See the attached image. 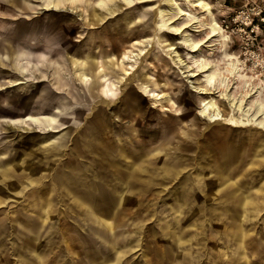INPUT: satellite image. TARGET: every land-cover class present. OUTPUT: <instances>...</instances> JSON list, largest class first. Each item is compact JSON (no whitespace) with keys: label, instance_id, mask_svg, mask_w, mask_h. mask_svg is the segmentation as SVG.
Returning <instances> with one entry per match:
<instances>
[{"label":"rangeland","instance_id":"1","mask_svg":"<svg viewBox=\"0 0 264 264\" xmlns=\"http://www.w3.org/2000/svg\"><path fill=\"white\" fill-rule=\"evenodd\" d=\"M95 1L60 0L56 8L47 9L45 0H0V68L8 72V85L10 80H22L14 87L0 90V115L7 118L21 116L26 110L53 115L55 119L49 128L52 129L53 125L55 130L52 140H62L63 144L53 154L49 152L52 154L49 171L37 173L44 182H50L49 178L60 162L75 155L76 151L88 152L84 148L91 140L97 141L95 145H98V140L93 138L96 133L106 138L103 132L110 128L116 145L113 150L110 145H103L100 150L103 153L109 151V155L114 151L117 155L118 162L112 168L109 162L104 170L107 174L103 175L112 180V189L118 194L114 200L119 203L127 201L125 194L133 179L142 186L148 185L149 177L145 175L150 172L160 180L165 179L156 170L147 167L153 158L165 159L155 160V164H164L162 166H166V172L162 173L170 176L168 180L153 184L148 191L132 192L130 196L133 203L130 207L123 209L120 205L116 209L118 219H111L113 237L116 238L115 248L120 250L118 255L123 251L117 264H165L162 258L167 250L172 249L162 237L173 230L170 225H165L175 214L170 204L164 203L162 199L170 197L177 180H182L185 185L181 194H172L171 200L182 205L189 199L191 203H198L200 216L202 213H214L216 225L207 224V231H213L219 240L209 239L203 246L205 229L199 218V250L206 249L211 253L215 247L212 253H217L219 248H223L226 254L232 253L231 246L235 245L228 244L226 247L221 239L225 236L219 233L224 228L226 231L230 229L233 236L237 235L235 244L239 248L246 232L244 247L248 256L243 253L242 260L236 264H264V129L234 119L245 114L236 111L237 107L233 110L224 94L231 93L239 97L243 88L252 86V89H264V0H205L228 38L219 43L213 41L217 38L215 35L207 38L209 30L205 21L209 13L198 6L191 8L198 19L192 25H186L181 33H188L199 41L206 39L196 54H201L209 68L216 70V83L222 77L225 78L224 84L219 87L223 95L218 96V92L212 94L216 96L223 115L229 117L219 123H209L199 113L202 99L211 94L199 93L192 87L206 84L203 73L186 75L195 69L192 51L182 41L181 34H174L161 25V0H144L131 6L122 0H111L109 3L116 5L112 15L95 6ZM176 1L182 7L188 6L187 0ZM169 15H173V11H169ZM101 16L103 19L99 18ZM41 21L52 22V26L39 25V28L33 23ZM174 22L181 24L183 21L179 18ZM134 40H140L141 43L133 44ZM164 40L176 46L181 60L164 50ZM140 48L145 50V55L121 62V55L126 49L136 53ZM224 51L245 61L244 72L251 75L250 85L245 80H238L237 74L242 72L240 66L236 69V76H226L228 64L223 57ZM86 57H91L90 60L87 58L89 65L80 64V60L84 61ZM19 62L27 64L35 73L38 69L46 71L47 68L52 72L55 70V73H50L49 81H40L34 75L31 76L33 70L23 74ZM30 63L35 66H30ZM88 66H94V72L99 67L103 68L105 78L96 79ZM251 66L253 71L248 69ZM125 69L132 70L131 75L125 76ZM79 72L87 73L91 79L80 81ZM4 74L0 73V83L5 80ZM152 91L157 95H151ZM159 93L161 97H157ZM255 93L246 98V106ZM13 129L9 136L4 131L0 132L1 143L10 145L13 141L38 133L25 128ZM78 134L80 141L76 149L74 139L78 138ZM127 137L134 145L127 142ZM110 138L103 139V142ZM39 146L40 149L47 147L43 144ZM143 147L160 149L161 154L138 161L129 171L127 156L137 155L139 148L143 150ZM8 153H14V150L9 149ZM93 161L99 162L95 158ZM127 176L130 179L128 184L121 181L128 179L125 178ZM26 191L28 189L24 193ZM51 196L57 211L60 205L58 193H52ZM211 202H214V207ZM218 202L225 203L219 205ZM13 210L14 207L6 208L7 213ZM224 210H228L231 216L229 223V219L218 217L220 212L223 215ZM237 216L241 218L236 222ZM3 224L7 225L6 231L10 237L13 236V221ZM57 224L62 229L63 223L56 219V236L59 234ZM72 224V219L65 222V230ZM78 225L82 226L78 227L81 234L90 239H81L79 242L94 252L93 258L88 259L69 233L66 237L70 258L68 254L64 256V240L55 239L54 262L49 260L47 263L91 264L101 256L99 264L114 263L118 255L112 257L107 254L109 240L99 239L96 233L91 232L90 226L97 224L83 221ZM181 227L187 232L186 236L193 231V227L189 228L184 223ZM1 240L0 264H17L13 237ZM43 242L45 250L42 251L46 252V241ZM129 243L132 247L127 250ZM233 254L229 258L230 262H234L236 255Z\"/></svg>","mask_w":264,"mask_h":264},{"label":"crops","instance_id":"2","mask_svg":"<svg viewBox=\"0 0 264 264\" xmlns=\"http://www.w3.org/2000/svg\"><path fill=\"white\" fill-rule=\"evenodd\" d=\"M1 69L2 68H0V73H5V80L0 83V90H5L9 87L18 85H8L6 76L7 72L3 71L4 69H2L1 72ZM16 80L18 79H14L13 81ZM25 113L33 112L26 110L21 114V116H23ZM21 116H11V118H18ZM9 118L10 117L7 118V116L5 115H0V120L2 121L0 122V132H6V136L12 135L11 132L14 131L13 128L15 127L22 129L25 128V130H35V132L38 133H35L34 135L32 134L31 136L25 138H21L18 141H13V143L10 145L8 143H1L0 141V221H2L0 222V225L2 224L0 226V246L2 245L3 241L1 239H9L13 237V247L16 254L17 264H49L47 263L49 260H51L50 262H54L55 239L64 240L63 253L65 257L68 254L67 256L68 258H70L69 254L71 251L66 237V235L70 233V235L75 238V241L79 245V248L82 249L83 253L88 256V259L93 258L94 252L90 251L88 248L83 246L82 243L79 242V240L81 239L90 240L88 237L82 235L78 230V227H82L78 224L84 221L96 223V226H90L91 232L93 231V233H96L99 239L101 238L103 240H109V251L107 253L109 256L115 257V255H118L120 250L115 248L114 240H116V238L113 237L114 232L111 219H118L115 211L120 205L123 209L130 207V205L133 203V199L130 196L132 192L148 191V189L151 188L153 184L160 183L163 180H168L170 176H168L166 173H162V171L166 172V166H162L164 164H162L161 162H159V164H155V160H163L164 158H153V162H148L147 167H151L152 171L156 170V172L159 173V175L161 174V176H163L165 179L160 180V178H156V176L152 172H150V174H152L153 176H151L150 174L145 175V177L149 176V179L151 180L149 181L148 179V185L146 186L137 184L136 182H134L135 179H133L126 192L127 201L119 203L117 200H114L115 198H118L116 197V195L118 194L116 193V190L112 189L113 184L111 178L106 179L103 177L104 174H107L104 172V170L108 163L110 162L112 168L115 165V162H118L116 161L117 159L114 151L109 155V152L103 153L100 150L103 145H110L112 150L116 145L115 139L113 140L112 137L113 133H111L113 131H110V128H108L109 130L106 129L107 131L103 132V134L107 135L106 138L111 137L110 139L103 142V139H106L103 137L104 135H99L98 133H96L93 138L98 140V145H95L97 141L95 143V141L91 140L89 144L85 146L86 148H84L85 150H89L88 152L76 151L75 155L68 156L65 161L58 164L54 171V174L49 178L50 182L46 183L44 182L43 178L41 179V176H39L37 172L45 170L49 171L48 166L52 162L51 155L55 151H57L59 147L63 146L62 140L57 142H54L52 140L53 132L55 130L53 125L52 129H49L50 127L46 128L47 122H43V126H38L34 123H13L8 120ZM79 136L80 135L78 134V138L74 139L75 142L80 141ZM41 138L43 139L41 140ZM127 138V142L130 141L134 145V142L130 140L129 137ZM27 139L28 141H26ZM40 144L47 145V147L45 149H40ZM75 148L78 149L76 143ZM9 149L14 150V153H7L9 152ZM139 150L140 152L137 155H135V153L133 152L134 154L132 155V157L127 156V167L129 168V171L131 168L133 169V167H135V163H137L138 161L148 158V156L161 154L160 149H147L146 147H143V150L140 148ZM49 152H52V154H50ZM84 155H86V157H84ZM48 157L50 158V160ZM93 158L99 160V162L93 161L92 163L91 160ZM37 169L39 170L37 171ZM48 174H50V172H48ZM116 174L118 175V173ZM191 175L193 174H190V176ZM125 178L128 179L121 178V181L125 183L127 182L126 184H128L130 182V179L128 176ZM181 178H183V176H181ZM184 185L185 183H183L182 180H177L176 184L170 191V197L166 200L162 199L164 203L170 204L171 208L173 209V213L175 214L170 221L166 222L165 225H170L173 230L168 235H166V237H162L163 239H166L168 241V247L172 249L170 251L167 250L162 258L163 261H165V264H236V262H240L243 258V253H246L247 255V251L244 247V236L246 235V232H244L242 245L239 248H237L235 244L237 235L233 236L230 232V229L226 231L224 228L222 232H218L219 234H224L225 238L221 239L222 242L225 243L226 247L228 244L229 246L232 244L235 245L234 247L231 246L232 253L226 254L223 248H219L216 251L217 253H212L216 250L215 247H213L214 250L211 251V253H208L206 249L205 251H201L198 249L199 218L200 221H202L205 229L202 235L203 246H205L206 241L209 239L219 240V236H215L216 234H213V231H207V224L216 225V222L214 221L213 212L212 214L210 213V215L202 213V216H200V205L198 203H191L189 200H187L186 204L182 205L171 200L173 193H182ZM26 189H28V191L24 193ZM56 192L58 193V203L60 204L57 208V211L54 203H52L53 199H51L52 193ZM82 194H84V196ZM14 202L17 203L14 204ZM211 203H213L212 207H214V202ZM224 203L225 202H218L219 205ZM203 204H208V202H204ZM7 207H14L12 213L6 212ZM223 209L225 208L223 207ZM222 213L223 215H221L220 212V215L218 217L221 219V217L223 216L229 219V223L231 220V216L228 214V210H224L222 211ZM180 214H182L181 217ZM240 218V216H237L235 221L237 222V220H240ZM56 219L58 220V222L63 223L62 229H60L59 225L57 224L59 231V234L57 236L55 231ZM70 219H72L73 224L70 227H67L66 230L68 229V231H66L64 228V223L68 221L70 222ZM5 221L6 223L13 221L14 234L11 237L10 233L6 231L7 225L3 224L5 223ZM183 223L186 224L189 228L193 227V231L189 236H186L187 232L181 227ZM101 233H103V236L101 235ZM210 234H212V237L210 236ZM42 241H46V252L42 251L45 250V248L42 247V244H44V242L42 243ZM119 247L121 248V246ZM131 247L132 244L129 243L127 250L131 249ZM233 253H235L236 256L234 258V262H230L229 258L234 255ZM122 255L123 251H121V253L115 258V262L112 264H117V261L121 258ZM101 258L102 256L99 259H96L95 257L97 262H93L91 264H99L98 262Z\"/></svg>","mask_w":264,"mask_h":264},{"label":"bare ground","instance_id":"3","mask_svg":"<svg viewBox=\"0 0 264 264\" xmlns=\"http://www.w3.org/2000/svg\"><path fill=\"white\" fill-rule=\"evenodd\" d=\"M46 1V8L47 9H52L56 8L58 2H60V0H45ZM71 1V0H70ZM123 3H125L127 6H131L134 5L137 2L140 1H144V0H122ZM111 2V0H96L95 1V6H98L99 8L105 9L107 10V13L109 14H113V8L116 7L115 4H111L109 3ZM162 2V6L159 9V12L162 13V26L163 28H166L168 31L174 33V34H181L183 32L184 27H186V25L188 24H193L196 22V20L198 19V16H196L194 13H192L191 8L192 7H200L201 10L206 11L209 13V17H207L206 21H205V25L208 28V36L207 38H211L212 36H216L217 38L213 39V41H217L218 43L220 42V40H225V38L227 37L225 35V32L223 30V28L220 26V24L217 22V20L212 16L211 10H210V6L209 4L205 1V0H187V5L186 7H182L176 0H161ZM119 3V1H118ZM76 4V3H75ZM93 4V2H92ZM115 5V6H114ZM75 7V6H73ZM188 7V8H187ZM95 8V7H94ZM169 11H173V15H169ZM94 12V11H93ZM95 13V12H94ZM108 14V15H109ZM100 19H103V16L99 17ZM182 19V23L178 24L176 21L177 19ZM197 30V29H196ZM207 34V33H206ZM182 36V41L184 42L185 45H187V47H189L190 51H192V61L194 64V68L195 69H191L192 71L188 74H186L187 76H191V75H195L198 73H203V81L206 83L204 86H197V85H193L192 87L197 90L199 93H206V94H211L208 97H205L202 99L201 105H200V109H199V113L200 115L204 116V118H206V120L209 123H219V121H221L222 119L226 118L228 119V116H224L223 113L220 110V107L217 103V99L215 95H212L214 92H218V96H222L223 95V90H219L220 85L224 84L225 78H221L219 80V83H216V70L215 69H210L209 66L207 65V63H205L203 61V58L200 56L201 54H196L197 51H199L200 46L202 45V43L206 40H195L193 38H191L189 36L188 33L186 34H181ZM205 36V35H204ZM228 39V38H226ZM140 40H134L133 44H140ZM225 43V42H224ZM213 44V43H212ZM221 44V43H220ZM223 44V43H222ZM164 45H166V47H164L165 51L170 52V54L172 55H176L177 58L179 60H181L178 57V53L176 50V46H173V44L167 40H164ZM215 45V44H213ZM212 46V45H211ZM132 50V49H131ZM213 50V49H212ZM219 50V49H218ZM130 50L126 49L122 55H121V62L124 61H132L134 56H141L142 54L145 55V50L143 48H140L138 52L136 53H131ZM232 53V52H231ZM222 57V56H221ZM223 57L227 60V73L226 76H228L229 74H233V76H236V73L238 70H236L238 68V66H240L241 69V73L237 74V78L239 81L245 80V82L248 83V85H250V76L251 75H246V72H244V67H246L245 61L242 59H239L236 55H232L229 54L227 51H224ZM86 57V59L80 60V64H84L87 65L88 64V60H90V58ZM256 61V60H255ZM51 63V62H48ZM19 68L20 71L23 74H26L27 72L33 70L28 67L27 64H24V62H19ZM95 64V63H94ZM46 66H49L48 64L45 63ZM61 65V64H60ZM89 65V64H88ZM91 65H93L91 63ZM30 66H35L34 63H30ZM67 66V65H66ZM254 66V65H253ZM37 67V66H36ZM38 67H39V63H38ZM90 68V66H88ZM93 67L91 66V73L92 75H95L96 79H104V75L105 73L103 72V68H98L96 70V72L93 71ZM13 68V67H12ZM249 70L253 71V67H249ZM260 69V68H259ZM264 69V68H262ZM66 70V69H65ZM132 71V70H131ZM131 71L130 69H125V71L123 72L125 74V76L127 75H131ZM260 71V70H259ZM13 72V71H12ZM74 72V71H73ZM8 73V72H7ZM37 73V74H36ZM31 71V76L34 75V77H37L38 80L40 81H49L51 79V74L55 73L52 72L49 68H47L46 71H43L42 69H38L37 72ZM51 73V74H50ZM73 75V74H72ZM78 75V79L80 81H85V80H90L91 77L85 73V72H79ZM225 76V77H226ZM23 77V76H22ZM70 77V76H69ZM57 78V77H56ZM75 78V77H74ZM23 79H27V77H23ZM53 80V79H52ZM64 80V79H63ZM22 80H16V81H10L11 85H15L18 84L19 82H21ZM25 81V80H24ZM106 81V79H105ZM6 83V82H5ZM226 84V83H225ZM53 86V85H52ZM6 87V86H5ZM93 87V86H92ZM229 89V88H228ZM64 90V88H63ZM243 91L240 93L239 97H235L234 94L232 95L231 93H224L225 96L227 97L228 101H229V106H231V108L233 107V110L235 109L234 107H237L235 110L239 111V112H244V116H237L234 119H239V121L242 122V124H254L257 127H261L262 129H264V89L261 88L260 89H252L251 87H247V88H243ZM256 91V93H255ZM90 93V92H89ZM252 93H255L253 95V98L250 100L251 102L246 106V98L250 97ZM151 95H157V93H154V91H152L150 93ZM148 95V94H147ZM150 96V95H149ZM162 94L159 93V96L157 97H161ZM152 98V97H151ZM236 113V112H235ZM238 113V112H237ZM231 117V116H230ZM55 119V117L53 115L50 114H33V113H25L23 116L18 117V118H9L8 120H10L13 123H19V124H27V123H34L39 125H44L43 122H47L46 124V128H49L51 126V122H53V120ZM207 122V123H208ZM208 123V124H209ZM29 128V127H28ZM35 131V130H34ZM47 131V130H46ZM51 132V131H50ZM34 135V134H33ZM50 136V135H49ZM42 137V136H41ZM50 138V137H48ZM80 138V136H79ZM43 138H41L42 140ZM28 141V139L26 140ZM32 142V141H31ZM41 143V142H40ZM78 142H76L77 144ZM39 144V143H38ZM21 147V145H20ZM15 148V147H14ZM17 148V147H16ZM26 148V147H25ZM13 149V148H12ZM46 151V150H45ZM50 151V150H49ZM108 151V150H107ZM109 152V151H108ZM5 153V152H4ZM8 153V152H7ZM3 154V153H2ZM35 154V153H34ZM37 155V154H36ZM198 155V154H197ZM117 156V155H116ZM125 156V155H124ZM49 158V157H48ZM141 159V158H140ZM209 159V158H208ZM214 159V158H213ZM47 160V159H46ZM50 160V158H49ZM6 161V160H5ZM128 161V160H127ZM132 162V160H131ZM206 163V162H205ZM10 164V163H9ZM30 164V163H29ZM121 164V162H120ZM125 164V163H124ZM85 165V164H84ZM199 165V164H198ZM207 165V164H206ZM120 166V165H119ZM5 167V166H4ZM12 167V166H11ZM141 167V166H140ZM81 168V167H79ZM200 168V167H199ZM204 168V166H203ZM218 168V167H217ZM227 168V167H226ZM7 169V167H6ZM63 169V168H62ZM15 170V169H14ZM76 170V169H75ZM87 170V169H86ZM85 170V171H86ZM142 170V169H141ZM140 170V171H141ZM35 171V170H34ZM68 171V170H67ZM80 171V170H79ZM145 171V170H144ZM77 172V171H76ZM146 172V171H145ZM33 173V172H32ZM64 174V173H63ZM142 174V173H141ZM200 174V173H199ZM202 174V173H201ZM218 174V173H217ZM197 175V174H196ZM21 176V175H20ZM18 177V176H17ZM149 177V176H148ZM34 178V177H33ZM88 179V178H87ZM102 179V178H101ZM162 179V177H161ZM223 180V179H222ZM227 180V179H226ZM75 181V180H74ZM27 182V181H26ZM65 182V181H64ZM223 182V181H222ZM226 182V181H225ZM69 184V183H68ZM77 184V182H76ZM190 185V184H189ZM3 186V185H2ZM67 186V185H66ZM1 187V186H0ZM65 187V186H64ZM194 187V186H193ZM205 187V186H204ZM219 187V186H218ZM66 189V188H65ZM76 189V188H75ZM78 189V188H77ZM65 191V190H64ZM190 191V190H189ZM203 192V191H202ZM9 193V192H8ZM66 193V192H65ZM12 194V193H11ZM10 194V195H11ZM185 194V193H184ZM187 194V193H186ZM189 194V193H188ZM67 195V194H66ZM76 195V193H75ZM84 196V194H82ZM91 195V194H90ZM126 195V194H125ZM12 196V195H11ZM68 196V195H67ZM86 196V195H85ZM88 196V195H87ZM189 196V195H188ZM66 197V196H65ZM81 197V196H80ZM125 197V196H124ZM9 198V197H8ZM190 198V197H188ZM5 199V198H4ZM80 199V198H79ZM87 199V198H86ZM124 200V199H123ZM184 200V199H183ZM190 200V199H189ZM3 201V200H2ZM71 201V200H70ZM84 201V200H82ZM4 202V201H3ZM185 202V201H184ZM82 203V202H81ZM84 203V202H83ZM2 205V203H1ZM6 207V206H5ZM51 216V215H50ZM244 217V216H243ZM177 218V217H176ZM220 220V219H219ZM202 227V226H201ZM195 228V227H194ZM173 229V228H172ZM200 233V232H199ZM233 234V233H232ZM36 236V235H35ZM114 244V243H113ZM119 247V246H118ZM200 249V248H199ZM24 251V250H23ZM113 257V256H112ZM108 263V262H107ZM104 264V263H103Z\"/></svg>","mask_w":264,"mask_h":264},{"label":"water","instance_id":"4","mask_svg":"<svg viewBox=\"0 0 264 264\" xmlns=\"http://www.w3.org/2000/svg\"><path fill=\"white\" fill-rule=\"evenodd\" d=\"M33 23H35L36 25H40V26H46V27H48V26H52V22H49V21H41V22H33ZM33 23H31V24H33ZM40 26H39V28H40ZM37 32V31H36ZM35 32V33H36Z\"/></svg>","mask_w":264,"mask_h":264}]
</instances>
